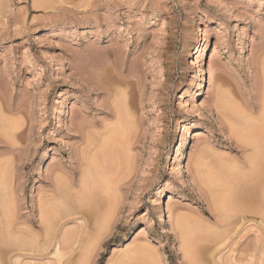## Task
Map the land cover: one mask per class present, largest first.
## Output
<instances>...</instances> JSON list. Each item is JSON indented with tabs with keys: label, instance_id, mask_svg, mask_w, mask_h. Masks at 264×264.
Wrapping results in <instances>:
<instances>
[{
	"label": "rangeland",
	"instance_id": "374dc122",
	"mask_svg": "<svg viewBox=\"0 0 264 264\" xmlns=\"http://www.w3.org/2000/svg\"><path fill=\"white\" fill-rule=\"evenodd\" d=\"M261 193L264 0H0V264H264Z\"/></svg>",
	"mask_w": 264,
	"mask_h": 264
},
{
	"label": "bare ground",
	"instance_id": "6f19581e",
	"mask_svg": "<svg viewBox=\"0 0 264 264\" xmlns=\"http://www.w3.org/2000/svg\"><path fill=\"white\" fill-rule=\"evenodd\" d=\"M200 57H203V52L201 51L200 52ZM90 65V64H89ZM91 66V65H90ZM92 67V66H91ZM90 67V68H91ZM102 68V67H101ZM107 68V67H106ZM106 68H103V70L104 69H106ZM92 69V68H91ZM109 69V71L111 70L110 68H108ZM93 70V69H92ZM102 70V69H101ZM107 70V69H106ZM132 70V69H131ZM89 71V70H88ZM91 71V70H90ZM108 71V72H109ZM101 72H105V71H101ZM107 72V71H106ZM132 72V71H131ZM208 72H209V75H211V67L209 66L208 67ZM111 73V72H110ZM129 74V73H128ZM102 75H104V74H102ZM109 75V74H108ZM107 75V73H106V76H108ZM111 75V74H110ZM109 75V76H110ZM134 75V74H133ZM105 75H104V77H106ZM125 76H127V75H125ZM125 76H123V77H125ZM129 76V75H128ZM131 76V75H130ZM135 76V75H134ZM127 78V77H126ZM129 78H131V77H129ZM121 79H123V78H121ZM132 79V78H131ZM115 80V79H114ZM113 80V81H114ZM126 80H128V79H126ZM133 80V79H132ZM119 81H121L120 80V78H119ZM123 81H125V79H123ZM134 81V80H133ZM132 81V82H133ZM115 83H116V81H114ZM131 81H129V84H131L130 83ZM102 83V82H101ZM108 83V82H107ZM106 83V85H105V83H104V85H102V86H107L105 89H107L106 91L103 89L104 87H102V89L108 94V93H110L111 92V94H112V96H114L115 97V99H116V101L117 102H120L119 104H120V108H118L119 106V104L118 103H114V104H117L116 106H114V107H112V112H114L113 111V109L115 110V115L117 114V118L118 119H120V121H121V117H122V115L123 114H125V113H122V115H121V117L118 115V114H121L120 113V111L121 112H125L127 109V107H128V102H130V99L127 101V99L130 97V94L128 95V93H125V92H127V91H121L120 93L119 92H117L116 91V87H114L113 85H118V84H120V83H123V82H120V83H118V81H117V84H113L112 82L111 83H109V84H107ZM125 83V82H124ZM128 83V81L126 82V84ZM98 85V84H97ZM121 85V84H120ZM123 85V84H122ZM128 85V84H127ZM130 86H132V85H130ZM97 87H99V86H97ZM118 87V86H117ZM99 88H101V84H100V87ZM118 89V88H117ZM132 89V88H131ZM119 90V89H118ZM108 91V92H107ZM110 91V92H109ZM131 91H133V90H131ZM117 93H119V94H117ZM132 93V92H131ZM111 94H108V95H111ZM134 95V94H133ZM132 95V96H133ZM116 96H119L120 98H121V101H120V98L119 99H117L118 97H116ZM128 97V98H127ZM109 98H111L110 96H109ZM131 98V97H130ZM221 99L220 100H222V98L223 97H220ZM112 99H113V97H112ZM115 99H113L114 101L113 102H115ZM132 100V99H131ZM112 102V103H113ZM127 104V105H126ZM124 107V109L123 110H121V108H123ZM226 107V106H225ZM225 107H223V108H225ZM118 108V109H117ZM228 109V108H227ZM118 110V111H117ZM120 110V111H119ZM124 116V115H123ZM120 117V118H119ZM126 118H128V117H124V119L127 121V119ZM122 121H123V117H122ZM121 121V122H122ZM127 122H129V121H127ZM87 124H91L92 125V123H87ZM80 125V124H79ZM96 125V124H95ZM90 126V125H89ZM89 126H75V131L76 132H80V133H82L83 134V136H84V138H83V140H84V145L79 149V155L80 156H78V158L80 157V160L78 159V163L80 164H78V167L79 166H83L84 165V167H83V169H82V175H84V179H82V181H83V183L82 182H80L81 184H83V185H85L86 184V182H87V180H85V178L87 179V177L90 175L89 174V171H91V168L88 170V164L87 163H85L86 161H88V160H92L93 159V156H95V155H93L92 153L95 151V148L97 147V140H98V138H97V132L96 131H94L93 130V128L92 127H94V125L93 126H91V127H89ZM113 128V127H112ZM109 129V131L110 130H112V129H110V128H108ZM113 130H114V128H113ZM112 130V131H113ZM108 132V131H107ZM246 136V135H245ZM252 137V136H251ZM254 138V137H253ZM251 139V138H250ZM255 140H256V143H257V145L259 144L258 142H257V139L255 138ZM254 140V141H255ZM250 141V140H249ZM254 141H253V143H254ZM261 141V140H260ZM255 144V143H254ZM260 147H262V146H260ZM260 148L258 147V150H259ZM263 149V148H262ZM263 151V150H262ZM261 150H259L258 152H260V154H261V152H262ZM256 152V151H255ZM259 154V155H260ZM256 155V154H255ZM207 157V156H206ZM257 157H259L258 155H257ZM95 158V157H94ZM250 158H251V156H250ZM259 158H261L262 159V157H259ZM261 159H259V160H261ZM250 160V159H249ZM94 161V160H93ZM252 161V160H251ZM249 162V161H248ZM95 163V162H94ZM202 163H204V162H202ZM85 164H87L86 166H85ZM204 165V164H203ZM252 165H254V164H252ZM80 167V168H81ZM249 167H251V166H249ZM252 168V167H251ZM199 169V168H198ZM198 169H196L197 171H198ZM221 170V169H220ZM74 171V170H73ZM201 171V170H200ZM222 172H223V170H221ZM254 171V170H253ZM202 173H206L205 171L203 172V171H201L200 172V175L202 176V179H203V175H206V174H203L202 175ZM207 173H208V171H207ZM253 173V172H252ZM87 174H89L88 176H87ZM81 175V176H82ZM208 175V174H207ZM205 176L204 177V179H203V181H201L203 184H205V183H207L208 184V182H206L207 181V178L206 177H208V176ZM85 176H87V177H85ZM198 176V175H197ZM211 177H209V179H210ZM208 179V180H209ZM212 180V179H211ZM214 181V180H213ZM213 183V182H212ZM211 183V184H212ZM215 183H216V181H215ZM207 184H205V185H207ZM61 185V184H60ZM219 185V184H218ZM222 185V184H221ZM85 188H86V185H85ZM58 190V189H57ZM54 191V190H53ZM63 193H65V192H63ZM63 193H61V191L60 192H58V191H54V192H51V194H49L50 196H47V197H45L44 196V198L42 199L41 197V199L40 200H44V202H39V204H38V206H39V216H40V214H41V216L38 218L41 222V224H40V226L41 227H43V229H44V232H46L49 228L48 227H50L51 225H50V223H49V221L47 220L48 219V217H49V219H50V214L48 213V214H44V213H47L46 212V210L48 211V210H50L51 208H48L49 206H50V204H52L54 201H58V200H55V199H60V197L62 196V195H60V194H63ZM67 193V192H66ZM65 193V194H66ZM64 194V195H65ZM262 194V193H261ZM261 194H260V196H261ZM68 195V194H67ZM264 195V193L262 194V196ZM264 197V196H263ZM63 198H64V196H63ZM0 199H2L1 197H0ZM65 199H66V197H65ZM63 200V199H62ZM262 200H264V199H262ZM261 200V201H262ZM260 201V203H261V206H262V204H264V202L262 203ZM2 202V201H1ZM60 202H61V200H60ZM65 202H66V200H65ZM239 202H241L240 200H239ZM246 202V201H245ZM251 202V201H250ZM3 203V202H2ZM1 203V204H2ZM50 203V204H49ZM62 203H64V202H62ZM242 203H244V202H242ZM56 203H54L53 205H55ZM58 204H59V202H58ZM253 204V203H252ZM252 204H251V206H252ZM256 205L258 204V203H255ZM48 205V206H47ZM236 205H237V203H236ZM45 206V207H44ZM46 206H47V209H46ZM243 205H241V206H239L238 208H236V210L239 212L240 211V213H242V214H244L245 212H247V210H249V211H253V210H250V209H245V207L243 206ZM0 207H2V206H0ZM242 207V208H241ZM246 207H248V205L246 206ZM250 207V206H249ZM259 207H260V205H259ZM4 208V207H3ZM6 208V207H5ZM258 208V207H257ZM235 209V208H234ZM239 209V210H238ZM245 209V210H244ZM233 211V210H232ZM248 211V212H249ZM256 211V210H255ZM49 212V211H48ZM238 212H234V213H238ZM44 215H43V214ZM234 213H232L231 215H233ZM255 213V212H254ZM1 214H6L4 211L2 212V210H1V212H0V216H1ZM246 214V213H245ZM42 215L44 216V217H42ZM48 215V216H47ZM103 215V214H102ZM239 215V214H238ZM46 216V217H45ZM228 217H229V215H227ZM240 216V215H239ZM101 217H103V216H101ZM107 216H105L104 218H106ZM234 217V216H233ZM8 218V219H7ZM7 218H6V216H1V218H0V222L2 221L3 222V224L5 225V227H6V234L7 235H11V234H8V233H12V234H14V235H17V236H20V235H18V234H21V237H23V236H25V237H27V238H29V239H31V237H32V239L31 240H38L39 238H38V234L36 235V233L34 234L33 232H35V230L34 229H32L31 228V225L29 226V225H27V226H29V227H27L26 225V227H24V226H21V227H24V228H18L17 227V225H16V230H15V228L13 227V225L11 224V221L12 220H10L9 218L10 217H8L7 216ZM100 218V217H99ZM230 218V217H229ZM44 219L46 220V222H44ZM97 219V218H96ZM107 219V218H106ZM8 220H10L9 222H8ZM101 220V219H100ZM102 220H103V218H102ZM105 220V219H104ZM108 220V219H107ZM175 220V222H177L176 221V219H174ZM98 221V220H97ZM50 222H51V220H50ZM106 223H107V221H105ZM105 222H101L100 223V225H103V223H105ZM109 222V221H108ZM45 223V224H44ZM47 223H48V225H47ZM1 224V223H0ZM2 224V225H3ZM14 224V223H13ZM46 225L47 226V228L44 226V225ZM52 224V223H51ZM50 225V226H49ZM178 225V222H177V224H176V228L178 227L177 226ZM15 226V225H14ZM19 226V225H18ZM52 227V226H51ZM54 227V226H53ZM97 227V226H96ZM100 227V226H99ZM181 227V226H180ZM2 228H4V227H2ZM0 229H1V226H0ZM32 230H34V231H32ZM46 230V231H45ZM51 230H52V228H51ZM178 230V229H177ZM184 230H186V229H182V231H183V234H184ZM38 231V230H37ZM49 231V230H48ZM188 231V230H187ZM8 232V233H7ZM54 232V231H53ZM179 232H180V229H179ZM186 232V231H185ZM18 233V234H17ZM181 233V232H180ZM5 234V233H4ZM186 235H187V233H185ZM23 235V236H22ZM30 235H33L34 236V238H33V236H30ZM184 236V235H182V233H181V238L182 237H185V240L187 239V236ZM40 236V235H39ZM47 237L48 236V232H46V234L45 235H43V238L44 237ZM13 237V236H12ZM25 237H23V238H25ZM41 237V236H40ZM45 237V238H46ZM50 238V237H49ZM189 238V237H188ZM48 239V238H47ZM56 239V238H55ZM184 239V238H183ZM40 240V239H39ZM38 240V241H39ZM44 240V239H43ZM27 241H29V240H27ZM38 241H36V242H38ZM187 241V240H186ZM30 242V241H29ZM183 242V245H184V243H185V241H182ZM189 241H187V243H188ZM187 243H185L186 245L184 246V250L186 251L187 249H190L189 247V244H187ZM58 244L59 243H57V245L56 246H58ZM55 246V247H56ZM189 246V247H188ZM57 249H58V247H56ZM14 249V248H13ZM15 249H17V248H15ZM56 250V249H55ZM57 251H59V250H57ZM186 252H188V251H186Z\"/></svg>",
	"mask_w": 264,
	"mask_h": 264
}]
</instances>
